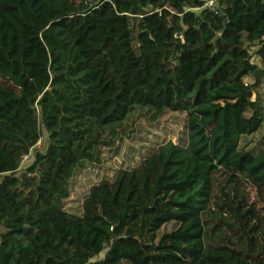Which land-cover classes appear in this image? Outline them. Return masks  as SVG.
Returning <instances> with one entry per match:
<instances>
[{
	"label": "trees",
	"instance_id": "obj_1",
	"mask_svg": "<svg viewBox=\"0 0 264 264\" xmlns=\"http://www.w3.org/2000/svg\"><path fill=\"white\" fill-rule=\"evenodd\" d=\"M207 1L0 0V264H264V0Z\"/></svg>",
	"mask_w": 264,
	"mask_h": 264
},
{
	"label": "rangeland",
	"instance_id": "obj_2",
	"mask_svg": "<svg viewBox=\"0 0 264 264\" xmlns=\"http://www.w3.org/2000/svg\"><path fill=\"white\" fill-rule=\"evenodd\" d=\"M248 83H253V80L248 79L247 80ZM258 90V98L260 97L261 99V104L263 106V110H264V79L263 82L260 86ZM23 102V101H22ZM30 111L29 105L27 104L26 108H23V110H21L20 114L18 117H13L11 116L12 113H7L9 114V116L11 117V121L12 123L18 128V131L22 133V128H23V119L24 116ZM240 144H241V148L246 150V151H252L254 153H258L260 151L264 150V125L262 126V128L260 129L259 132L253 134V135H249V136H243L240 140ZM48 145V134L46 133V131H44L43 134V138L41 140V142H39V149L42 151H45ZM31 162L28 161L27 164H29Z\"/></svg>",
	"mask_w": 264,
	"mask_h": 264
},
{
	"label": "built area",
	"instance_id": "obj_3",
	"mask_svg": "<svg viewBox=\"0 0 264 264\" xmlns=\"http://www.w3.org/2000/svg\"><path fill=\"white\" fill-rule=\"evenodd\" d=\"M205 7L209 10L213 11L214 13H218V1L217 0H208L205 4ZM31 152L23 156V162L27 164L29 160H31Z\"/></svg>",
	"mask_w": 264,
	"mask_h": 264
},
{
	"label": "water",
	"instance_id": "obj_4",
	"mask_svg": "<svg viewBox=\"0 0 264 264\" xmlns=\"http://www.w3.org/2000/svg\"><path fill=\"white\" fill-rule=\"evenodd\" d=\"M110 1L115 2L116 0H110ZM102 2H103V0H100V2L97 3V4H93L92 2H88V5H91V6H90L89 9H87V10L84 11L83 13H84V14L88 13L91 9L98 7Z\"/></svg>",
	"mask_w": 264,
	"mask_h": 264
}]
</instances>
